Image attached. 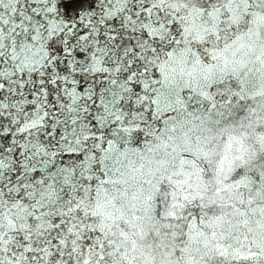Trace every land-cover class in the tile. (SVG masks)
Listing matches in <instances>:
<instances>
[{
    "label": "snow or ice",
    "instance_id": "snow-or-ice-1",
    "mask_svg": "<svg viewBox=\"0 0 264 264\" xmlns=\"http://www.w3.org/2000/svg\"><path fill=\"white\" fill-rule=\"evenodd\" d=\"M0 264H264V0H0Z\"/></svg>",
    "mask_w": 264,
    "mask_h": 264
}]
</instances>
